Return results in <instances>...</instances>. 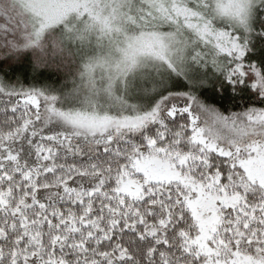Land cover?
<instances>
[{
    "label": "snow or ice",
    "instance_id": "obj_1",
    "mask_svg": "<svg viewBox=\"0 0 264 264\" xmlns=\"http://www.w3.org/2000/svg\"><path fill=\"white\" fill-rule=\"evenodd\" d=\"M0 264H264V0H0Z\"/></svg>",
    "mask_w": 264,
    "mask_h": 264
}]
</instances>
